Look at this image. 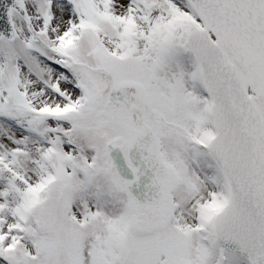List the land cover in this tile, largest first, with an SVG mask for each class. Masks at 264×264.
I'll use <instances>...</instances> for the list:
<instances>
[{"label": "snow or ice", "instance_id": "obj_1", "mask_svg": "<svg viewBox=\"0 0 264 264\" xmlns=\"http://www.w3.org/2000/svg\"><path fill=\"white\" fill-rule=\"evenodd\" d=\"M0 264H264V0H0Z\"/></svg>", "mask_w": 264, "mask_h": 264}]
</instances>
